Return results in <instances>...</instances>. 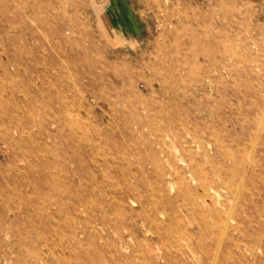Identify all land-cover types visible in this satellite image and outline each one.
I'll return each instance as SVG.
<instances>
[{
    "label": "rangeland",
    "instance_id": "1",
    "mask_svg": "<svg viewBox=\"0 0 264 264\" xmlns=\"http://www.w3.org/2000/svg\"><path fill=\"white\" fill-rule=\"evenodd\" d=\"M0 264H264V0H0Z\"/></svg>",
    "mask_w": 264,
    "mask_h": 264
}]
</instances>
